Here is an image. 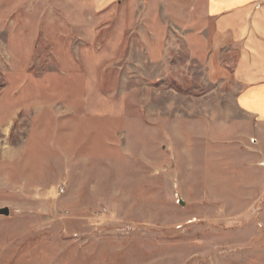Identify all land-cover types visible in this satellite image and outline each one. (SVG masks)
Instances as JSON below:
<instances>
[{"label":"rangeland","instance_id":"rangeland-1","mask_svg":"<svg viewBox=\"0 0 264 264\" xmlns=\"http://www.w3.org/2000/svg\"><path fill=\"white\" fill-rule=\"evenodd\" d=\"M200 0H0V264H264V122Z\"/></svg>","mask_w":264,"mask_h":264},{"label":"crops","instance_id":"crops-1","mask_svg":"<svg viewBox=\"0 0 264 264\" xmlns=\"http://www.w3.org/2000/svg\"><path fill=\"white\" fill-rule=\"evenodd\" d=\"M118 0H93L96 9ZM214 31L236 50L234 77L242 112L264 122V0H200Z\"/></svg>","mask_w":264,"mask_h":264},{"label":"water","instance_id":"water-1","mask_svg":"<svg viewBox=\"0 0 264 264\" xmlns=\"http://www.w3.org/2000/svg\"><path fill=\"white\" fill-rule=\"evenodd\" d=\"M11 211L9 207H2L0 208V216H6L8 217L10 215Z\"/></svg>","mask_w":264,"mask_h":264}]
</instances>
